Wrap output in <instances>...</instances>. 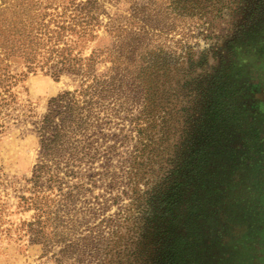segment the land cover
<instances>
[{"label":"rangeland","instance_id":"obj_1","mask_svg":"<svg viewBox=\"0 0 264 264\" xmlns=\"http://www.w3.org/2000/svg\"><path fill=\"white\" fill-rule=\"evenodd\" d=\"M26 1L0 0V8H17ZM93 9L100 27L81 54L116 42L121 77L119 100L109 106L104 120L106 140L94 145L100 146L101 157L73 168L77 177L63 176L60 191L75 193L77 235L100 227L101 236L111 237L106 249L100 247L102 254L113 249L117 236L136 235L132 264H160L162 209L152 212L141 203L130 209V199L120 192L127 190L124 183L108 189L109 179L102 177L101 151L112 144L113 134L120 139L128 133L131 117L137 128L145 129L141 160L149 173L136 180L140 193L154 188L163 194L179 181L181 171H172L176 166H197L196 176L189 178L195 177V184L182 197L189 200L191 193L195 202L219 200L208 211L202 207L201 239H191L175 254L188 264H264V0H96ZM109 66L105 61L98 71ZM8 70L15 81L10 88L14 101L0 107V264H50L39 257V246L24 238L14 241L6 229L31 214L17 207V196L28 194L24 180L38 159L36 122L49 100L72 90L76 81L68 75L54 79L45 70L27 72L21 65ZM212 133L216 143L210 145ZM125 149L119 146L110 156L116 173ZM195 150L200 151L197 156ZM150 213L154 219L148 220ZM175 215L174 232L194 234L185 226L188 215L180 210ZM109 217L116 236L108 227L102 229ZM142 217L150 222L147 229L130 232L134 224L144 223ZM58 249L51 248L46 256ZM117 249L122 250L120 264H127L123 241Z\"/></svg>","mask_w":264,"mask_h":264},{"label":"trees","instance_id":"obj_2","mask_svg":"<svg viewBox=\"0 0 264 264\" xmlns=\"http://www.w3.org/2000/svg\"><path fill=\"white\" fill-rule=\"evenodd\" d=\"M46 1L48 4L43 6L27 0L26 4L17 8H0V107L14 101L10 88L14 84L15 74H9L8 70L12 64L21 65L27 72L45 70L54 79L68 75L76 81L72 90L64 91L49 100L45 114L36 122L38 159L30 177L24 180L27 185L24 191L28 194L17 196V207L24 212L31 211V214L28 220L20 221L13 229H6L7 236L14 241L24 238L28 245L39 246V257H44L50 264H120L122 250L117 247L123 241L128 250L123 257L128 255L127 264H132L130 256L135 257V253L131 246L134 247L137 236H117L113 241V249L104 250L106 252L102 254L100 247L106 245V249L111 237L101 236L103 231L100 227L95 232L89 228L91 232L78 236L80 219L77 220V214H72L75 193L60 191L64 177H77L73 168H78L84 162L92 164L101 157L100 146L94 145L99 139L102 144L106 140L107 135L102 131L107 124L104 120L119 100L121 75L116 55L117 43L113 41L111 47L94 46L87 56H83L82 47L97 37L95 31L100 27L97 13L93 9L96 0ZM105 31L110 35V26ZM105 61H109L110 66L98 71ZM111 104L112 108L109 107ZM128 121L132 125L128 133H124L120 139L117 138L118 134H113L112 144L101 151L104 158L102 177L109 179L108 189L124 183L128 192H120L130 199V209L131 205L138 207L140 203L148 206L152 212L162 209L165 223H158V226L165 227L160 238V264H188L190 261L183 260L175 252L191 239H201V225L198 223L201 211L207 207L215 208L219 200L212 199L205 203L197 199L195 202L191 193L189 200L182 197L189 186L195 184L196 178H189L191 175L196 176L197 166H186L184 169L176 166L172 171L175 175L181 171L179 181H175L174 186L163 194L154 193V188L140 193L136 180L149 173V165L143 164L141 160L145 147L141 136L145 129L137 128L138 125L131 117ZM215 136L216 133L210 135L208 144L216 143ZM131 140L134 143L128 147ZM119 146L126 147V158L120 162L119 173H116V166L112 165L110 156ZM209 151L213 152L212 148ZM199 153V150H195V156ZM61 171L62 176L59 175ZM119 175L123 182L121 177L119 180ZM88 177L91 179V175ZM73 188L78 189V186L73 185ZM178 210L188 215L185 226L191 228L194 234L174 232L175 213ZM152 217L154 219V213H150L148 220ZM143 220L142 225L134 224L130 232L134 233L135 229L140 231L143 227L147 229L150 222L145 221V217ZM104 222L102 229L108 227V233L116 236V232L110 229L113 219L109 217ZM56 246L59 249L46 256Z\"/></svg>","mask_w":264,"mask_h":264}]
</instances>
